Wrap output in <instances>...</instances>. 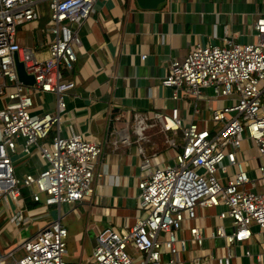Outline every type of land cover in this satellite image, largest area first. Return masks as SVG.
I'll return each mask as SVG.
<instances>
[{"label": "built area", "instance_id": "2783aa9c", "mask_svg": "<svg viewBox=\"0 0 264 264\" xmlns=\"http://www.w3.org/2000/svg\"><path fill=\"white\" fill-rule=\"evenodd\" d=\"M36 2L0 0V100H4L0 102V216L9 220L11 205L15 227L30 222L33 213L21 212L25 187L30 188L28 201L43 206L88 198L99 176L94 167L102 151L101 141L87 140L83 133L60 134L66 106L63 95L73 87L61 71L73 66L76 29L90 16L95 0H48L51 26L46 30L43 58L15 39L18 26L39 17ZM252 28L253 42L195 44L182 58L169 61L159 84L170 89L174 104L168 112L152 111L149 119L159 130L178 136L180 143L168 142L178 149L167 160L141 158L136 184L141 215L98 236L87 264H159L163 253L168 255L166 264H174L189 241L202 244L199 226L189 225L187 236L179 234L199 207H220L211 237L231 245L256 234L264 245V11L255 17ZM14 56L32 76L31 84L17 79ZM36 94L54 96L53 112L34 109ZM198 99L206 101V118L194 119L200 114L193 103ZM212 100L214 105H210ZM180 101L185 104L184 117L179 115ZM109 113L107 122L133 120L137 134L146 127L144 114L128 109ZM52 125L55 134L46 142ZM117 135L125 139L121 131ZM243 140L253 151L251 167L249 158L238 156ZM18 151L22 160L14 159ZM32 154L39 161L36 172L17 174L16 167ZM257 186L262 189L256 191ZM65 235L57 215L19 243L20 256L14 258L9 251L0 255V264L7 257L12 258L9 264H79L62 259ZM208 258L214 264H228L229 254Z\"/></svg>", "mask_w": 264, "mask_h": 264}, {"label": "crops", "instance_id": "0c3cea01", "mask_svg": "<svg viewBox=\"0 0 264 264\" xmlns=\"http://www.w3.org/2000/svg\"><path fill=\"white\" fill-rule=\"evenodd\" d=\"M36 7L39 17L18 26L15 39L20 45L37 50L36 56L43 58L46 30L51 26L48 0H37ZM263 11L264 0H152L149 7H141L136 0H95L90 16L76 29L78 44L74 46L73 66L69 71H61L63 77L73 82V87L63 95L66 106L60 134L72 130L83 133L87 140L101 141V155L94 167L99 176H95L93 192L85 200L59 206L41 205L34 210V214L48 213L47 222L59 215L60 222L67 223L65 216L70 211L80 220L81 244H87L88 255L80 244L74 262L85 264L98 236L141 215L136 207L141 158L167 160L178 149L168 144L170 140L180 143L178 136L159 130L149 119L152 111L168 112L174 104L170 89L159 84L169 61L182 58L195 44L253 42L252 24ZM193 103L200 112L194 119L208 117L205 100ZM177 104L179 115L184 117V102ZM210 105H214L213 100ZM33 106L37 112H53L54 96L36 94ZM117 109L144 114L148 118L146 127L137 134L133 120L107 122L109 112ZM261 111L264 114V102ZM187 112L191 113L190 104ZM117 131L124 134V140L119 139ZM54 134L55 128L44 141L49 142ZM19 154L18 151L14 159L22 160ZM238 156L249 158V167L254 163L250 159L253 151L245 140ZM38 165L36 155L32 154L16 167L17 174L35 173ZM219 210L220 207H199L195 218L184 222L179 234L187 236L186 228L195 225L199 226L203 240L200 247L189 241L174 264H214L208 255L225 254H229L228 264H264V245L256 234L231 245L209 235L219 223L216 218ZM222 224L229 231L228 221ZM252 230L255 232L256 227ZM167 258V254H161L159 264H166Z\"/></svg>", "mask_w": 264, "mask_h": 264}, {"label": "rangeland", "instance_id": "374dc122", "mask_svg": "<svg viewBox=\"0 0 264 264\" xmlns=\"http://www.w3.org/2000/svg\"><path fill=\"white\" fill-rule=\"evenodd\" d=\"M45 26H47L48 28L49 24H46ZM32 52L36 56L37 50L32 49ZM0 102L2 104L4 100H0ZM51 129L52 130L54 129V125H52ZM168 162L171 163L172 161L169 160ZM249 175H252V173H250ZM249 177L251 178L252 176H249ZM261 189H262L261 186H257L255 190L260 191ZM24 190L26 191V194L30 192L29 187H25ZM19 204H20L21 212L23 215H25V211L33 212L31 216V220L27 224L21 223L15 227L12 223V217H13L12 206L9 205V212L11 214L10 219L7 220L4 216L0 217V255H5L9 251H12L14 258L20 256L21 251L20 249L17 248L19 243L23 239L28 237L30 234H32L34 231H36L37 228L43 226V224H45L49 219L48 213L34 214V210L37 209L36 208L37 206L38 207L41 206L42 202H38L35 205H27L25 204V202H20ZM65 219L67 223H65L64 221H62L61 223L63 225L65 223V228H66V235L63 238L65 242L66 252L63 254L62 259L65 261L66 260L75 261L78 259L77 257L80 253L78 252V250H80L79 245L81 244V241H83V232H81V230L78 229V224H80V220L76 219L73 216L72 211L66 214ZM73 232H77L78 234L77 235L73 234ZM81 245H82V248L85 250V254L88 255L87 244L83 243ZM125 250L127 252H131V250H129L128 247H126ZM11 261H12V258L7 257V259L3 262V264H9Z\"/></svg>", "mask_w": 264, "mask_h": 264}, {"label": "water", "instance_id": "95a60500", "mask_svg": "<svg viewBox=\"0 0 264 264\" xmlns=\"http://www.w3.org/2000/svg\"><path fill=\"white\" fill-rule=\"evenodd\" d=\"M151 1L152 0H136L137 4L140 5L141 7L151 6ZM13 60H14V67H15L17 79L25 85L31 84L33 82L32 76L25 73L22 64L16 60L15 56Z\"/></svg>", "mask_w": 264, "mask_h": 264}, {"label": "trees", "instance_id": "16d2710c", "mask_svg": "<svg viewBox=\"0 0 264 264\" xmlns=\"http://www.w3.org/2000/svg\"><path fill=\"white\" fill-rule=\"evenodd\" d=\"M21 195L24 198L25 204H27V205H35L36 204L34 202L28 201L27 196H26V191L24 189L21 190Z\"/></svg>", "mask_w": 264, "mask_h": 264}]
</instances>
